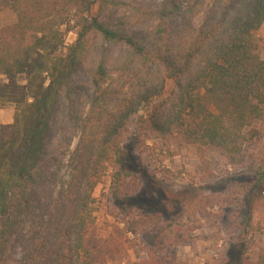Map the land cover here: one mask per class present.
<instances>
[{
    "label": "trees",
    "instance_id": "obj_1",
    "mask_svg": "<svg viewBox=\"0 0 264 264\" xmlns=\"http://www.w3.org/2000/svg\"><path fill=\"white\" fill-rule=\"evenodd\" d=\"M183 1L157 16L166 20L168 10H183L184 28L174 33L167 18L166 46L149 49L115 13L116 0H0V10L17 14L14 24L0 28V108L15 109L0 136V264H12L30 215L31 244L17 264H101L94 191L108 160L126 162L122 133L133 121L154 134L179 132L188 142L224 149L232 164L245 160L246 128L264 119V57L256 38L264 0ZM71 32L76 38L68 43ZM99 36L132 51L120 65L129 77L121 103L108 113L93 109L100 119L90 134L83 129L67 190L38 216L33 189L43 175L54 114ZM98 63L91 71L96 101L112 88L106 51ZM22 76L25 83L18 82Z\"/></svg>",
    "mask_w": 264,
    "mask_h": 264
},
{
    "label": "rangeland",
    "instance_id": "obj_2",
    "mask_svg": "<svg viewBox=\"0 0 264 264\" xmlns=\"http://www.w3.org/2000/svg\"><path fill=\"white\" fill-rule=\"evenodd\" d=\"M116 1L120 5L115 13L149 49L166 46L168 21L174 33L186 23L183 10H168L166 20L157 16L182 0ZM16 21L12 9L0 10V28ZM75 38L71 32L67 42ZM256 38L257 53L264 57V24ZM103 51L112 71V88L96 101L99 94L91 71ZM131 56L125 43L96 37L86 63L69 79L52 121L39 169L43 175L33 189L36 215L47 204L55 207L67 190L83 129L90 134L100 119L93 109L108 113L121 103L129 77L120 65ZM18 82L25 83V76ZM172 85L169 80L167 94ZM14 114V105L0 108V136ZM245 133V160L232 164L224 149L188 142L179 132L154 134L133 121L122 133L126 162L108 160L94 191L95 232L104 252L101 264H264V119L256 120ZM33 218L30 215L22 228L12 264L31 244Z\"/></svg>",
    "mask_w": 264,
    "mask_h": 264
}]
</instances>
